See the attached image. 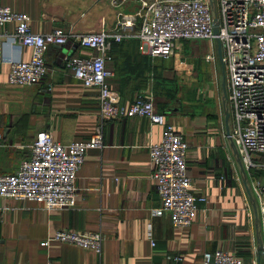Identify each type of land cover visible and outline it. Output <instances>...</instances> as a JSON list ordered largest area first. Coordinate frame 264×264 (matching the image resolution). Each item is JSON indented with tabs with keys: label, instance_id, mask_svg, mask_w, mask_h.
Instances as JSON below:
<instances>
[{
	"label": "crops",
	"instance_id": "crops-1",
	"mask_svg": "<svg viewBox=\"0 0 264 264\" xmlns=\"http://www.w3.org/2000/svg\"><path fill=\"white\" fill-rule=\"evenodd\" d=\"M0 4L27 15L35 34L62 28L75 35L113 27L120 13L129 15L139 7L138 0H124L119 6L110 0H0ZM4 29L7 38L12 36V26ZM132 29L137 31V25ZM201 42L211 49L209 42ZM213 48L216 55V43ZM89 55L73 38L50 46L42 80L13 87L7 83L8 62L28 61L30 50L5 39L0 64V175L14 173L29 159L38 132H50L63 146L90 139L99 124L97 91L85 88L63 64L65 56ZM109 56L105 68L113 76L108 85L126 106L152 90L154 61L167 60L140 54L133 38L114 44ZM205 64L213 76L204 106L200 102L199 109L188 113L187 104L155 98L157 111L187 145L191 192L205 198L197 203L189 227L176 229L169 215H152L161 202L150 179L148 147L161 141L162 127L138 117L105 121L103 148L88 151L77 172L74 208L46 212L32 202L0 198V264H202L204 254L218 250L240 258L242 264H264V222L252 191L254 183L264 189V162L253 160L256 175L251 176V167L231 146L224 123L221 65L217 56ZM192 66L186 65L187 79H193ZM228 125L230 131V117ZM246 187L256 204L258 226ZM60 230L99 232L104 239L101 254L49 243ZM45 242L48 245L42 246Z\"/></svg>",
	"mask_w": 264,
	"mask_h": 264
},
{
	"label": "built area",
	"instance_id": "built-area-1",
	"mask_svg": "<svg viewBox=\"0 0 264 264\" xmlns=\"http://www.w3.org/2000/svg\"><path fill=\"white\" fill-rule=\"evenodd\" d=\"M124 0H110L119 6ZM132 15L119 14L113 27L75 35L62 28L46 34L33 33L27 15L0 4V64L3 43L9 40L30 50V59L12 60L7 83L13 87L38 84L47 73L46 49L62 46L73 38L91 52L85 57L65 56L64 67L85 88L97 91L99 124L88 141L63 146L48 131L35 135L30 157L8 175H0V198L32 202L46 212L74 208L76 178L88 151L103 148V123L123 118H144L150 125L162 127L158 144L148 147L151 175L161 206L153 216L167 214L176 229L189 227L197 214L196 198L191 192L187 170V145L173 125L168 124L155 105L151 91L138 95L129 105L108 85L113 74L105 68L114 44L127 39L138 41L140 54L151 59H169L181 43L204 41L211 44L205 61L216 60L213 44L222 48L227 88V106L232 118L230 137L244 164L264 157V0H138ZM214 20L217 35L213 33ZM12 26L6 37L5 26ZM137 25V31L133 27ZM2 138L0 135V147ZM254 183L252 191L260 204L264 222L263 191ZM103 236L99 232L75 230L56 232L49 243L68 244L100 255ZM48 242L42 244L47 246ZM202 264H242L240 258L218 250L203 255Z\"/></svg>",
	"mask_w": 264,
	"mask_h": 264
},
{
	"label": "rangeland",
	"instance_id": "rangeland-1",
	"mask_svg": "<svg viewBox=\"0 0 264 264\" xmlns=\"http://www.w3.org/2000/svg\"><path fill=\"white\" fill-rule=\"evenodd\" d=\"M192 42L179 44L171 58L166 61H154L157 73L151 76V92L154 101L157 96H163L165 101L171 105L176 102L183 105L187 104V107H184V112L188 113L192 108L193 110L199 109L200 102L203 106L206 104L204 103L208 96L206 90L210 86L209 83L213 76L212 71L205 64L206 53L210 52V48L204 46L201 41ZM186 65L187 67L193 65L190 69L194 74L193 76L190 75L193 79H187L184 76L187 69ZM196 92L198 93L197 96L195 95ZM255 162L257 161H253V163Z\"/></svg>",
	"mask_w": 264,
	"mask_h": 264
},
{
	"label": "water",
	"instance_id": "water-1",
	"mask_svg": "<svg viewBox=\"0 0 264 264\" xmlns=\"http://www.w3.org/2000/svg\"><path fill=\"white\" fill-rule=\"evenodd\" d=\"M99 1H109V0H99ZM134 13L135 12H133V13H131L129 15H132ZM121 14H123V13H121ZM124 15H127V14H124ZM213 33H214L215 36L217 35V24H216L215 20H214V24H213ZM215 43H216V56H217V59H218L220 65H221V72H222L221 73L222 74L221 87H222V93H223L225 131H226V136H227L228 140L230 141L231 146L236 148L235 145H234V142L232 141V139L230 137V131H229V125H228L229 124L230 114H229L228 108H226V106H227V91H226L224 66H223V62H222V48H221V44H220V42L218 40H215ZM246 190H247V193H248L251 201L253 202L252 206H253V209H254L255 221H256V225L258 226L259 218H258V213H257V209H256V204L253 201L252 197L250 196V192H249L247 187H246ZM261 246H262V242H260V247ZM262 254H263V251H259V255H262Z\"/></svg>",
	"mask_w": 264,
	"mask_h": 264
},
{
	"label": "trees",
	"instance_id": "trees-1",
	"mask_svg": "<svg viewBox=\"0 0 264 264\" xmlns=\"http://www.w3.org/2000/svg\"><path fill=\"white\" fill-rule=\"evenodd\" d=\"M231 125H232V118H231V116H230V126H231ZM260 158H261V160L264 162V157H260ZM249 170H250L251 176H252V175H253V176L256 175V171H254L255 169L250 168Z\"/></svg>",
	"mask_w": 264,
	"mask_h": 264
}]
</instances>
